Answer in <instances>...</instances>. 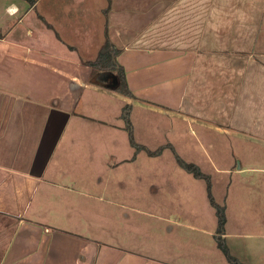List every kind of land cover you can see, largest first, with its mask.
Listing matches in <instances>:
<instances>
[{"label": "crops", "instance_id": "1", "mask_svg": "<svg viewBox=\"0 0 264 264\" xmlns=\"http://www.w3.org/2000/svg\"><path fill=\"white\" fill-rule=\"evenodd\" d=\"M107 36L133 97L86 63ZM126 104L131 117L139 106L195 121L208 142L226 135L264 145V0H0V264H231L216 231L187 248L161 235L154 251L117 232L103 237L97 208L111 200L41 177L60 175L71 157L135 161V146L124 155L114 146ZM236 157L224 173L258 169L235 167ZM72 172L93 168L79 162ZM55 185L76 197L47 199Z\"/></svg>", "mask_w": 264, "mask_h": 264}, {"label": "rangeland", "instance_id": "2", "mask_svg": "<svg viewBox=\"0 0 264 264\" xmlns=\"http://www.w3.org/2000/svg\"><path fill=\"white\" fill-rule=\"evenodd\" d=\"M132 122L136 141L153 151L161 150L160 153L149 155L147 150L139 149L135 153V161L117 162L114 167L106 161L107 167L103 164L105 154L95 158L88 155L87 159L78 162V158L71 157L60 166V175L42 174L41 177L94 195L101 192L104 199L111 200H105L102 207L97 208L98 218L104 219L100 223L104 232L98 231L103 237L109 233L115 238L112 234L117 232L120 239H131L130 243L137 251H145V247H151L149 251H154L155 245L158 250L160 236L165 234L176 238L186 248L193 243L197 247V243L201 245L213 240L214 237L209 236L208 232L216 231L218 218L210 203L205 181L195 177L177 162L174 150L169 145L171 143L185 160L198 163L210 174L216 200L226 205L225 236L228 237L226 240L232 248V254L246 264H264V145L226 135L214 136V142H208L207 136L195 125V121L139 106L133 108ZM124 126L118 133L119 142L114 145L123 155L136 150ZM103 130L105 133L109 131ZM87 145L88 148L91 144ZM66 150V143H63L59 157ZM234 150L238 157L233 155ZM234 157L235 167L243 164L246 168L258 169L241 173L234 171L233 175L224 173ZM94 160L98 161L92 165ZM57 161L59 159L54 155L52 166ZM112 161L115 162L114 159ZM79 162L88 169L93 168V172L88 173L86 178L81 175L73 178L72 169L79 168ZM99 183L100 187L96 188ZM53 193V196L46 198L60 201L59 197L67 200L76 197L67 188L58 190L57 185ZM80 198L84 199L82 196ZM86 198L91 200L90 196ZM112 217H118V223L110 224L109 219ZM98 224L97 227H100ZM131 234L137 238H131Z\"/></svg>", "mask_w": 264, "mask_h": 264}, {"label": "trees", "instance_id": "3", "mask_svg": "<svg viewBox=\"0 0 264 264\" xmlns=\"http://www.w3.org/2000/svg\"><path fill=\"white\" fill-rule=\"evenodd\" d=\"M121 49L111 40L109 36H107V40L105 42L104 47L99 52L97 58L94 60L87 61L88 65H91L97 70L101 71H108L111 72L113 78L117 81L116 87H113L120 93L133 97L134 94L128 86V82L126 79V72L124 67L118 62L117 56L120 53ZM105 85L104 83H102ZM106 86V85H105ZM131 104H126L123 109L122 117L125 121L126 128L129 133L131 143L139 150L145 149L151 155H155L156 153H160L161 150L158 152L155 150L148 149L145 145L136 141L134 136V126L131 117ZM172 149L174 150L177 162L185 168L187 171L192 173L197 178H202L206 180L207 183V194L210 200L211 205L215 208L217 218H218V225L216 230V239L218 243V247L223 251L227 260L231 264H246L242 260H240L237 256L233 255L231 249L226 241L225 233H226V223H227V213H226V205L219 203L215 195L213 193V186L211 178L208 174L203 172L201 167L194 162H190L185 160L181 155H179L172 144H169ZM168 146V144H167ZM162 149V148H161Z\"/></svg>", "mask_w": 264, "mask_h": 264}, {"label": "water", "instance_id": "4", "mask_svg": "<svg viewBox=\"0 0 264 264\" xmlns=\"http://www.w3.org/2000/svg\"><path fill=\"white\" fill-rule=\"evenodd\" d=\"M112 75V74H111ZM107 76V74H105ZM110 86L116 87L117 81L113 78V82L109 84Z\"/></svg>", "mask_w": 264, "mask_h": 264}]
</instances>
